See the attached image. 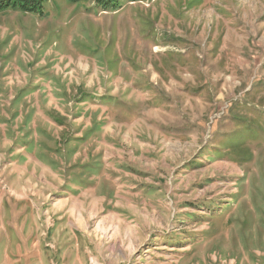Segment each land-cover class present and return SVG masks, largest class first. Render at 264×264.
Segmentation results:
<instances>
[{"label":"rangeland","instance_id":"obj_1","mask_svg":"<svg viewBox=\"0 0 264 264\" xmlns=\"http://www.w3.org/2000/svg\"><path fill=\"white\" fill-rule=\"evenodd\" d=\"M0 264H264V0L1 10Z\"/></svg>","mask_w":264,"mask_h":264},{"label":"trees","instance_id":"obj_2","mask_svg":"<svg viewBox=\"0 0 264 264\" xmlns=\"http://www.w3.org/2000/svg\"><path fill=\"white\" fill-rule=\"evenodd\" d=\"M44 0H0V11L10 8L18 7L25 11L35 9Z\"/></svg>","mask_w":264,"mask_h":264},{"label":"crops","instance_id":"obj_3","mask_svg":"<svg viewBox=\"0 0 264 264\" xmlns=\"http://www.w3.org/2000/svg\"><path fill=\"white\" fill-rule=\"evenodd\" d=\"M50 117H51V122L53 123L56 119V117H52V114H50Z\"/></svg>","mask_w":264,"mask_h":264},{"label":"bare ground","instance_id":"obj_4","mask_svg":"<svg viewBox=\"0 0 264 264\" xmlns=\"http://www.w3.org/2000/svg\"><path fill=\"white\" fill-rule=\"evenodd\" d=\"M156 117V116H155ZM99 228V227H98ZM101 229H103V228H101ZM105 231V230H104ZM96 232V231H95Z\"/></svg>","mask_w":264,"mask_h":264}]
</instances>
